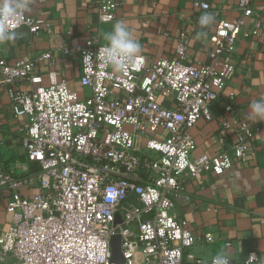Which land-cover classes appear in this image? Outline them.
Instances as JSON below:
<instances>
[{
    "label": "built area",
    "instance_id": "obj_1",
    "mask_svg": "<svg viewBox=\"0 0 264 264\" xmlns=\"http://www.w3.org/2000/svg\"><path fill=\"white\" fill-rule=\"evenodd\" d=\"M252 3L238 0L239 16L216 24L207 63H186L187 41L181 38L173 57L147 62L138 54L114 68L96 55L105 44L88 38L79 50V89L50 73L47 86L15 90L18 81L40 82L35 62L50 55L8 63L0 54V96L9 98L15 117L24 118L20 131L26 154L39 165L38 190L24 196L23 180L0 160V189L11 192L9 225L0 230V264H116L113 235L121 240L119 264H211L212 257L187 252L197 238L171 213L173 197L181 190L182 175L222 174L255 155L256 128L244 119L221 120L218 142L225 143L223 134L233 141L212 156H192L195 142L189 132L199 118H212L209 106L234 74L235 41ZM118 5L99 0L98 22L113 21ZM193 6L202 10L200 17L209 9L204 1ZM43 25L42 18L26 12L16 29L37 34ZM258 32L257 23L250 34ZM165 99L174 106H165ZM232 110L231 103L225 105V112ZM205 239L211 241L212 234L205 233ZM250 256L229 264H249Z\"/></svg>",
    "mask_w": 264,
    "mask_h": 264
},
{
    "label": "crops",
    "instance_id": "obj_2",
    "mask_svg": "<svg viewBox=\"0 0 264 264\" xmlns=\"http://www.w3.org/2000/svg\"><path fill=\"white\" fill-rule=\"evenodd\" d=\"M119 5L111 22L99 23V0H30L28 14L44 20L43 29L37 34L28 30L16 33L14 41L0 44V54L8 62L27 56L35 59L44 52L50 57L35 62V72L41 77L38 83L28 81L13 84L15 90L30 91L50 84L49 74L56 80H65L78 88L80 75L79 50L86 39L95 37L106 44L104 34L113 24L123 21L132 36L141 44L140 55L147 62L161 57H173L177 41L185 38L188 64L207 63L212 47L211 36L220 20L239 16L238 0H116ZM194 1L209 4L206 11L212 23L201 26L202 10L195 9ZM252 14L244 17L232 54L234 74L226 82L221 94L210 104V120L199 118L189 132L195 142L193 157L202 154L216 155L233 141L223 134L225 143L218 142L222 134L221 120L239 118L256 128L253 157L235 162L230 170L215 175L205 172L195 176L182 175L181 190L173 197L171 213L185 220L196 235V242L187 249L196 257L210 259L225 251L232 261L241 262L249 254L257 259L253 264H264V120L254 121L251 104L264 95V0H252ZM259 24L257 35L250 34ZM230 95L232 98L230 99ZM174 106L171 99L162 101ZM231 103L233 110L225 112ZM23 117H15L6 95L0 96V160L13 177L23 180L19 190L24 196L37 192V162L28 159L20 127ZM128 128V127H127ZM143 138L138 137V141ZM11 192L0 189V230L9 225L6 211ZM144 217H147L145 215ZM136 230V225L133 226ZM212 240L205 239V233Z\"/></svg>",
    "mask_w": 264,
    "mask_h": 264
},
{
    "label": "clouds",
    "instance_id": "obj_3",
    "mask_svg": "<svg viewBox=\"0 0 264 264\" xmlns=\"http://www.w3.org/2000/svg\"><path fill=\"white\" fill-rule=\"evenodd\" d=\"M30 10V0H0V44L16 39L14 31L24 14ZM213 17L205 14L199 19L201 26L212 23ZM106 44L98 50L97 57L105 64L121 68L127 62L133 61L141 51V44L135 39L123 21L113 24L110 32L104 34ZM85 58H90L85 56ZM251 117L254 121L264 120V98L253 101ZM191 243V241H189ZM255 256H250L254 260ZM232 258L225 251H219L211 259V264H229Z\"/></svg>",
    "mask_w": 264,
    "mask_h": 264
},
{
    "label": "water",
    "instance_id": "obj_4",
    "mask_svg": "<svg viewBox=\"0 0 264 264\" xmlns=\"http://www.w3.org/2000/svg\"><path fill=\"white\" fill-rule=\"evenodd\" d=\"M24 30L25 32L28 33V28L26 27H21L16 30H14L16 33L19 31ZM119 216L116 215L115 222H119ZM121 240L119 235H113L110 239V248H111V261L113 263L119 264L122 263L123 257H122V252H121Z\"/></svg>",
    "mask_w": 264,
    "mask_h": 264
},
{
    "label": "rangeland",
    "instance_id": "obj_5",
    "mask_svg": "<svg viewBox=\"0 0 264 264\" xmlns=\"http://www.w3.org/2000/svg\"><path fill=\"white\" fill-rule=\"evenodd\" d=\"M148 134H150V135H151V134H153V133H152V132H148Z\"/></svg>",
    "mask_w": 264,
    "mask_h": 264
}]
</instances>
